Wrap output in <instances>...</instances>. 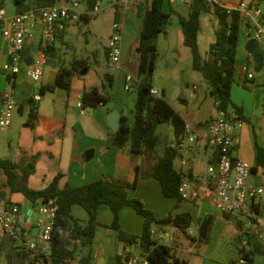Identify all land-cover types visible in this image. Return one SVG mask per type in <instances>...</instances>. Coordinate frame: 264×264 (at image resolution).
Here are the masks:
<instances>
[{
	"label": "trees",
	"instance_id": "obj_1",
	"mask_svg": "<svg viewBox=\"0 0 264 264\" xmlns=\"http://www.w3.org/2000/svg\"><path fill=\"white\" fill-rule=\"evenodd\" d=\"M169 0H149V4L140 3L136 6V12L141 17L139 36V60L137 77L140 79L137 89V98L132 110V119L121 115L120 125L113 133V143L122 148L129 141L130 152L136 156H144L147 168L141 173L143 177H153L161 185L163 195L166 198L175 199L177 203L183 201L178 188L181 175L173 167V161L178 155L176 148L167 147L163 156L156 152L158 137L156 129L160 124L170 123L175 136L180 139L185 133L186 122L183 117L163 97H155L150 94L153 87L152 78L155 71L157 59L156 42L159 35L164 31V19L170 14L163 10L164 2ZM55 0H17L18 12L30 8H39L52 5ZM264 2V0H258ZM87 8L91 9L94 0H86ZM142 4V5H141ZM217 20L214 41L211 43L207 56L203 57L198 44V35L201 31V17L203 14L211 13ZM120 11H114V20H119ZM92 15H82L76 22L88 23ZM179 22L183 34V44L188 47L192 56V69L199 72L208 82L210 93L218 102L216 109L228 114H236L240 120H244L243 110L235 105L230 97V91L234 82L236 71V55L240 41V28L242 19L238 12L228 14L219 7H210L205 0H192L189 5V16H179ZM65 31L59 36L63 39ZM56 47L47 51V58L61 61V55ZM26 51L24 55H28ZM85 60H73L71 67L63 64L60 66L54 84L41 85L39 92H54L56 88L70 91L71 79L80 73V68H85ZM106 78L109 75H105ZM110 78V77H109ZM17 76H6V81L16 87ZM112 78L108 80L111 83ZM82 103L86 108L97 107L106 104L109 96L101 92L99 88L92 87L84 89L81 95ZM30 111L26 127L34 130L38 123V112L35 107L37 101L30 98ZM22 110V106L19 107ZM38 154L23 155L18 161L0 158V171L5 181L0 183V200H10L12 194H21L34 205L37 201L42 203L54 200L57 205L56 217L52 230V254L51 261L55 264H69L68 260L75 257L76 251L86 250L80 258L81 264H89L92 259L91 246L100 223L97 220L98 209L101 205L110 208L113 221L109 226L118 234V239L127 245L139 242L144 250L149 251L151 264H188L178 254L173 245L156 244L151 238L153 228L162 230L158 226L156 215L147 208L144 202L135 197H130L128 190L136 188V180L133 183L122 181H111L100 178L97 181L74 187L69 184L60 186L62 174L59 173L52 182L41 190H35L28 186L29 177L35 172V164ZM259 167L264 168V148L257 146V164L253 168L255 172ZM139 169H136V178ZM81 206L88 213V221L82 224L80 220L72 215V207ZM124 207L132 208L138 215L142 216L143 230L139 236L124 232L120 225V211ZM226 218L229 215L224 214ZM171 225L180 231L186 238L193 241H208L199 236H190L187 229L193 222L192 214L189 212L176 215ZM249 242V241H248ZM250 243V242H249ZM251 244V243H250ZM251 251L246 256L249 263L253 264L254 256L264 254V246L253 242ZM240 247V251H241ZM127 256H117L116 264H126ZM236 262V261H235ZM232 262L231 264H235ZM0 264H30L24 253L6 238L0 239Z\"/></svg>",
	"mask_w": 264,
	"mask_h": 264
},
{
	"label": "crops",
	"instance_id": "obj_2",
	"mask_svg": "<svg viewBox=\"0 0 264 264\" xmlns=\"http://www.w3.org/2000/svg\"><path fill=\"white\" fill-rule=\"evenodd\" d=\"M142 2L149 4V0H142ZM240 2H243V0H228L222 3L235 4ZM168 3L171 6L170 10L167 12L170 14V17L167 19V24L164 25V31L157 39V50H160L161 36H166L168 34L166 27L173 24L171 16L173 14L184 18L189 16V5L185 4L182 0H170ZM14 6L16 7L15 3ZM262 6L263 4L260 2L259 7L264 15V7ZM15 12H17V9ZM205 16V24H209L210 28L207 29L206 26L205 31H203L201 27V31L198 35L199 49L203 57L207 56L208 50L206 49H209L211 43L214 41L215 30L217 28V20L215 17L209 13L205 14ZM242 26L245 28L244 25H241V27ZM246 34L247 32L245 28V36ZM125 35L124 32L123 37ZM202 36L207 39L208 48L206 49H203L200 44ZM135 39L139 40L138 44L135 46L133 52L125 55V62L133 61L136 68L135 76H137L140 36L135 35L134 40ZM245 41L246 37L243 40V46ZM236 71L230 91V97L235 105L242 108L244 120L239 119L235 125L234 134L237 138V145L233 155L247 161L253 168H255L257 164V146L264 148V131H261L258 135L253 132L254 136L252 138L250 126L253 127L254 131V117L255 113L260 110V106L257 104L260 103V99L246 88L249 84L253 89L262 86L264 90V75L262 77V82H259L254 72L249 70L248 67V72L253 73V78L248 79L243 70L244 75H238V80H236ZM56 75L57 73L55 74L53 83L47 84H54ZM107 75L110 77H108L107 80L113 77L111 74ZM189 77L191 82L186 84V91L178 98L181 106L176 108L169 101L168 102L183 117L186 125H188L191 128V131L197 135V139L193 144L189 145L190 150L186 156L180 146L183 143L188 145L185 136L178 139L175 136L170 123L160 124L156 129V135L158 137L156 152L159 156H163L167 147L176 148L178 155L173 161L174 169L177 172L192 178L200 186L204 184L208 163H215L216 159L215 154L210 155L208 153L205 144L208 137V122L211 117L216 115V108L214 105L215 100L210 93L209 86H205L199 75L191 73ZM7 83L8 82L5 81L3 92L6 89ZM153 87L157 89L154 84ZM84 88L85 86H83L82 82L80 83L77 74L73 76L69 92L76 94L80 100ZM14 89L15 87L12 85L11 90L13 91ZM57 90L60 89L56 88L54 93H56ZM100 91L103 92L101 89ZM158 93L160 94L159 90ZM164 93V90H162L160 96ZM59 94L60 93H58V96ZM261 110L264 113V100L262 102ZM79 115H81L80 112ZM121 115L124 114L120 113V116ZM81 116H88V112L86 115ZM66 127L67 120L65 118L46 117L38 113V123L33 130V143L29 155L38 154L39 157L35 164L34 174L28 179V186L30 188L35 190L44 189L59 173L63 175L59 182L60 186L69 184L78 187L97 181L100 178L128 183H133L136 180V188L128 190L129 196L141 199L145 206L154 212L158 222L169 219V216L174 218L178 214L189 212L193 217L191 225L196 231H198L203 221L209 220L210 227L215 219H219V215H217L216 212H219V214H221L220 216H224L212 204L209 198L199 202L183 200L179 203H177L175 199L166 198L163 195L160 183L155 178L143 177L141 175V173L147 168L146 158L144 156H132L130 154L129 142L124 145V147L118 148L113 143V140H111L109 136L110 134L106 131H99L98 134L95 133L96 131H65ZM88 150H93V156L90 160H87L85 157V153ZM21 157H19V159ZM184 157L187 158L188 162L185 166H182L180 159ZM137 168L139 169V175L136 178ZM257 174L258 169L252 173L250 179L252 182L255 181ZM13 195L15 194L10 196V200L17 203L21 210L20 228L23 236H35L38 232L40 222L43 219L42 215L39 213V207L42 202L39 200L32 205L23 197V195L22 201L14 200ZM152 196L155 197L158 208L148 202V197L152 198ZM262 204H264V200ZM263 209L264 207L261 206V211H263ZM72 215L80 220L82 224H85L89 218L86 210L78 205L72 207ZM97 220L100 223V226L97 228L93 239L91 246L92 259L89 264H116V257L125 256L129 250V246L118 239L116 231L109 228L113 221V214L108 206L101 205L99 207ZM158 222L156 225L163 226L162 230L168 232L165 227L171 225V223L160 225ZM120 225L124 232L130 235L139 236L143 230V218L132 208L124 207L120 211ZM233 232L235 233L233 227H230L229 238L234 236ZM181 234L182 233L175 228L173 234V236L175 235V242L177 241L176 238H182L181 236L183 234ZM236 235L240 237L238 230L236 231ZM187 241H189V239L186 238L185 240L184 238V243H182L184 244L183 248L176 246V244H173V247L178 250V252L180 249L186 251ZM232 246L237 247L238 252L240 253L241 243L238 244L237 242H233ZM85 253L86 250L80 252L77 250L75 257L69 259L68 263L81 264L80 258ZM253 264H255L254 259ZM262 264H264V262Z\"/></svg>",
	"mask_w": 264,
	"mask_h": 264
},
{
	"label": "built area",
	"instance_id": "obj_3",
	"mask_svg": "<svg viewBox=\"0 0 264 264\" xmlns=\"http://www.w3.org/2000/svg\"><path fill=\"white\" fill-rule=\"evenodd\" d=\"M17 0H0V39L1 46H7L6 61L1 62L3 48L0 46V76L15 77L25 72L32 82H40L44 74V67L48 63L47 51L56 47L59 36L66 30L69 23L76 22L82 15H93L106 8L123 12V20L113 23L107 49L109 60L118 70L122 61V38L125 12L133 0H94L93 7L87 8L86 0H55L52 5L30 8L21 12L8 14L9 2ZM170 1V0H169ZM190 5L192 0H182ZM210 9L219 7L228 14L238 12L246 32L251 33L262 46L264 42V15L259 7L258 0L249 3L235 4L222 3L218 0H205ZM209 14H212L209 13ZM213 15V14H212ZM120 21V22H119ZM36 49L37 53H33ZM29 51L28 55H24ZM243 70L248 79L253 78V73L248 72V63ZM140 79L126 73L124 89L132 91L139 88ZM12 83H7L6 89L0 94L2 108L0 109V130H5L11 125L16 101L12 98ZM150 94L158 97V90L151 88ZM34 100L39 101L40 95H34ZM215 108L218 102L215 101ZM81 115H86L88 109L82 103H77ZM236 114L226 115L216 109V115L208 122V137L206 149L210 155L215 154V163L209 162L206 167L204 184L198 185L192 178L180 173L181 180L178 193L186 201H204L209 198L212 204L223 214L229 215L237 225L238 234L242 237L241 251L235 264H251L246 256L250 253L253 242L264 246V209L261 211L264 200V188L252 182L253 167L245 160L237 158L233 152L237 145L234 134ZM185 136L188 145L181 144L183 153L187 156L191 144L197 135L186 125ZM187 158H181L182 166L187 164ZM57 205L54 200L41 203L39 213L43 219L38 232L33 237H24L20 228L21 210L17 203L0 200V238L8 239L16 249L25 254L30 264H55L51 261L52 230L56 217ZM190 236H199L198 231L192 227L187 229ZM151 238L156 244L171 245L173 236L168 232L153 228ZM251 243H249V242ZM126 253V264H151L149 251L143 249L140 243L130 244Z\"/></svg>",
	"mask_w": 264,
	"mask_h": 264
},
{
	"label": "rangeland",
	"instance_id": "obj_4",
	"mask_svg": "<svg viewBox=\"0 0 264 264\" xmlns=\"http://www.w3.org/2000/svg\"><path fill=\"white\" fill-rule=\"evenodd\" d=\"M219 1L226 2L228 0ZM243 1L249 3L251 0ZM140 3H143L142 0H133L125 12L123 33L125 32L126 35L122 38L123 61L120 62V68L118 70L109 60L107 49L109 39L113 34V23L116 20H114V10L106 8L100 13L93 14L92 19L88 23L73 22L67 25L63 39H58L56 42V49H58L57 52L61 55V61L50 59L44 67V77L40 82H32L26 76L25 72L17 75L16 87L12 91V98L16 101L17 107L14 110L11 125L3 131L0 130V158L17 161L19 157L29 155L33 143V130L26 127L24 123L29 116L31 105L29 100L37 94L41 97V100L35 103L37 112L46 117L65 118L67 120L65 131H96V134L99 131H106L110 134L111 140H113L114 132L108 124L109 114L112 111H118L132 119V110L134 109L137 93L136 90L126 91L124 84L126 73L135 75L136 68L133 61L125 62V55L133 52L139 41L138 39L134 40V36H139L141 17L136 12V6H139ZM262 4V7H264V2ZM170 7L168 1L164 2L163 10L165 12H168ZM15 11L16 7L14 6V2H9L7 5L8 14H13ZM120 13L119 20L122 21L123 12L121 11ZM205 17V14L201 17L203 31H205L206 26L207 29L210 28L209 24H205ZM171 21L173 24L166 27L168 34L161 36L160 50H157L158 55L152 84L157 87L160 94L164 90L165 93L161 96L174 107L179 108L181 104L178 98L186 91V84L191 82L189 77L191 73L199 75L206 87L209 84L199 72L192 69L190 49L184 46L182 42L183 34L179 16L173 14ZM244 39L245 28L242 26L240 30V43L236 55V80H238V75H244L242 68L247 62L249 63V70L254 72L252 58L244 50ZM200 40L201 47L203 49L208 48L207 39L202 36ZM1 44L0 39V46ZM262 47L264 49L263 41ZM2 48L1 62L3 63L7 59L6 52L8 47L4 46ZM33 53H37L36 49H34ZM73 60H85L87 62V66L80 68V73L77 74L80 83L82 82L83 86H85L84 89L97 87L109 96L108 102L103 106L88 107V116L79 115L77 103L80 100L72 92H67L63 88H58L60 90H57L56 93L46 92L40 94L39 92L41 85L53 83L55 74L62 64L66 67H71ZM83 70L87 71L81 74ZM105 74H111L113 76L111 83H108ZM254 74L257 80L262 82L264 68L258 73L254 72ZM5 81L6 78L0 76V93L4 90ZM246 89L260 99V103H257L260 106V110L255 113L254 117V131L253 127L250 126L253 138V132L258 135L261 131H264V113L261 110L264 100V90L262 86L253 89L249 84ZM58 93H60L59 96ZM1 103L2 100L0 99V109L2 108ZM20 106H22V110H19ZM131 155L139 157L133 154ZM4 181L5 177L0 171V183ZM254 182L264 188V168H258V174ZM13 199L22 201L23 198L22 195L15 194L13 195ZM148 202L158 208L154 196L152 198L148 197ZM262 207H264V204H262ZM216 213L219 215V219H215L209 227L207 242L189 239L187 241L186 251L180 249L178 252L177 250L181 258L185 259L188 264H231L238 260V249L232 246V243H242L243 238L236 235L237 225L231 216L226 218L225 216H220L221 214L219 212ZM230 227H233L235 231V233L233 232L234 236L232 238H229ZM165 228L173 236L175 232L174 226L168 225ZM181 237V239L176 238L177 241L175 242L174 235L171 244H176V246L183 248L184 244L182 243H184L183 240L184 238L186 240V237L183 235ZM254 260L255 264H262L264 262V254L255 255Z\"/></svg>",
	"mask_w": 264,
	"mask_h": 264
},
{
	"label": "water",
	"instance_id": "obj_5",
	"mask_svg": "<svg viewBox=\"0 0 264 264\" xmlns=\"http://www.w3.org/2000/svg\"><path fill=\"white\" fill-rule=\"evenodd\" d=\"M167 24V18L164 19V25ZM241 25H243V22H241ZM246 41L244 44V50L251 56L252 61H253V71L255 73H258L262 70L264 66V49L260 45V43L253 37H251V33L248 32L246 34ZM141 42V39H140ZM139 50V49H138ZM87 70L81 71V74L86 73ZM1 75L4 76V73L1 72ZM120 113L118 111H112L109 114L108 117V124L113 130V132H116L119 128L120 125ZM93 156V150H88L85 153V157L87 160H90ZM172 222L171 219H167L165 221L158 222L160 225L161 224H170ZM210 221L206 220L203 221L202 224L200 225L198 229V234L199 237L203 240L206 239L207 234H208V229H209Z\"/></svg>",
	"mask_w": 264,
	"mask_h": 264
}]
</instances>
